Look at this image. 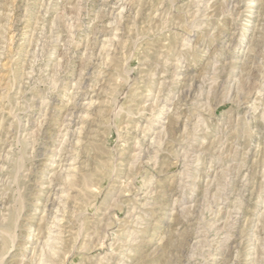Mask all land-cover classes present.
<instances>
[{
  "label": "rangeland",
  "instance_id": "1",
  "mask_svg": "<svg viewBox=\"0 0 264 264\" xmlns=\"http://www.w3.org/2000/svg\"><path fill=\"white\" fill-rule=\"evenodd\" d=\"M0 264H264V0H0Z\"/></svg>",
  "mask_w": 264,
  "mask_h": 264
},
{
  "label": "bare ground",
  "instance_id": "2",
  "mask_svg": "<svg viewBox=\"0 0 264 264\" xmlns=\"http://www.w3.org/2000/svg\"><path fill=\"white\" fill-rule=\"evenodd\" d=\"M64 111V110H63ZM67 113V112H66ZM233 219V218H232ZM198 236V235H197ZM186 263V262H185Z\"/></svg>",
  "mask_w": 264,
  "mask_h": 264
}]
</instances>
